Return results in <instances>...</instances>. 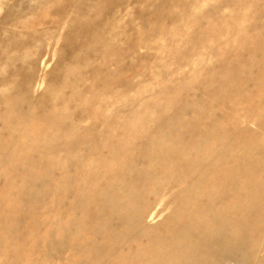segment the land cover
Instances as JSON below:
<instances>
[{
    "label": "bare ground",
    "instance_id": "obj_1",
    "mask_svg": "<svg viewBox=\"0 0 264 264\" xmlns=\"http://www.w3.org/2000/svg\"><path fill=\"white\" fill-rule=\"evenodd\" d=\"M78 4L108 32L70 50L36 141L27 95L4 97L0 264H264V0ZM163 183L179 198L139 247Z\"/></svg>",
    "mask_w": 264,
    "mask_h": 264
},
{
    "label": "rangeland",
    "instance_id": "obj_2",
    "mask_svg": "<svg viewBox=\"0 0 264 264\" xmlns=\"http://www.w3.org/2000/svg\"><path fill=\"white\" fill-rule=\"evenodd\" d=\"M90 11L87 7H81L78 0H0V89H2L0 90V142H7L11 131L8 121L2 115L6 111L4 97L25 95H27L28 104L32 108L34 117L29 121L28 135L23 140L36 141L40 129L38 115L46 112L54 101L53 96L47 91V86L49 83L59 84L61 81L60 70L64 64L76 62L72 57L75 43L79 41L84 45L86 37L88 38L90 34L108 32L107 29L100 30L98 28H100L102 20L111 13L102 12L100 15L97 13L91 15ZM122 13H126L125 21H128L131 10L124 9ZM90 20H93V23H90ZM89 23L91 27L81 31L76 37L74 36L75 38L70 37L71 29L84 26V24L89 25ZM96 28L98 30H95ZM127 30L133 31L131 28H127ZM83 58L84 56L80 60H84ZM86 73L89 77H93L90 71ZM126 74L132 75L131 72ZM79 86L83 91L86 90V82H82ZM67 91L69 92L70 89L67 88ZM75 116L78 114L76 113ZM90 122V118H87L83 123L89 124ZM201 170L204 169L198 171ZM196 172L197 170L192 171L191 175ZM130 177L137 185L142 183L137 173L130 174ZM170 187L168 188L166 183H163L156 194H147V198L140 202L143 215L141 229L136 237L137 246H147L149 224L162 222L170 210L169 208L161 210L163 206L168 201L172 206L179 198L173 193L175 189L179 188V185ZM3 190L4 188L0 187V198ZM127 195L129 194L119 198L122 201ZM27 215L20 220L24 229L27 230L33 223L32 221L44 220V217L39 215ZM0 218L4 220V217ZM124 222H126V216L121 214L114 225H122ZM23 236L24 234L21 235V237ZM114 257L115 255L111 258Z\"/></svg>",
    "mask_w": 264,
    "mask_h": 264
}]
</instances>
